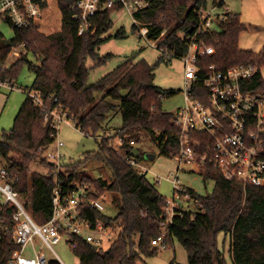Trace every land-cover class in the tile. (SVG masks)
<instances>
[{
    "label": "trees",
    "instance_id": "obj_1",
    "mask_svg": "<svg viewBox=\"0 0 264 264\" xmlns=\"http://www.w3.org/2000/svg\"><path fill=\"white\" fill-rule=\"evenodd\" d=\"M221 3L217 2V5ZM59 6V29L46 33L40 29L37 20H33L28 27H12L14 36L0 44V80L8 79L14 84L17 67L23 62L34 73L30 86L32 93H27L13 126L3 131L0 139V161L4 162L1 166L6 167L13 187L22 195L27 193L24 205L33 219L43 224L52 212L51 198L56 179L52 174L28 173V170L30 163L38 157L39 148L53 141L54 128L50 121H45L46 108L59 105L67 109L73 119H78L77 126L84 134L93 136L98 143L97 152H89L83 159L66 165L70 169L66 173L59 172L63 189L72 188L76 182H86L93 188L89 193L92 197L105 191L114 192L116 197L113 201L118 206L114 218L105 217L93 208L86 210L90 219L118 227L119 232L107 250H95L88 242L78 240L74 252L81 264H144L141 254L156 251L151 240L161 233H165L167 246L176 239L185 247L187 264H226L218 246L221 232L229 235L233 264H264V186H244L206 166L202 175L204 180L214 181L212 192L201 196L187 187L186 191L199 203L197 209H181L169 224L164 221L163 209L167 198L159 193L146 174L139 173L124 158L135 147L129 141L136 144L141 132L156 142L162 154L172 156L178 149L174 113L161 107L163 93L153 84L152 67L144 61L134 64L123 62L87 85L90 67L85 62L88 56L99 58L96 49L102 41L101 33L111 24L107 19L109 13H104L96 21L94 33L78 35V23L72 17L68 0H59ZM205 8L206 0H158L150 8L135 12V16L149 24L148 39H156L163 32L160 44L168 52L162 51L165 57H180L187 52V37L198 30L201 22L199 12ZM225 16L211 30L197 31L198 39L214 47L213 54L198 57L201 73L204 74L209 65L224 70L241 63H253L257 69L247 79L245 88L264 93V79L259 71L264 64V46L258 51L240 48L239 34L247 26L236 12L228 10ZM16 47L23 49L16 57V63L9 69L3 67L9 52ZM27 53H31L34 60H28ZM123 89L128 90L125 95L121 94ZM96 91H104L105 94L96 99ZM31 94H35L42 105H38ZM115 99L119 100L117 105L112 101ZM116 107L122 122L110 138H123L120 150L109 147L108 139L95 137L106 131L108 113ZM90 159L102 160L110 168L109 181L90 176L76 179L75 170ZM40 162L50 168L53 166L44 159ZM13 211L14 208L3 207L0 212V264H5L18 247L11 236ZM48 264L60 263L50 260Z\"/></svg>",
    "mask_w": 264,
    "mask_h": 264
},
{
    "label": "built area",
    "instance_id": "obj_2",
    "mask_svg": "<svg viewBox=\"0 0 264 264\" xmlns=\"http://www.w3.org/2000/svg\"><path fill=\"white\" fill-rule=\"evenodd\" d=\"M156 1L158 0H68V3L72 17L78 23V35L94 33L97 29L96 21L101 19L104 13H109L107 19L111 20L110 14L113 11L126 9L135 22L138 34L147 38L149 24L137 18L135 12L150 8ZM53 2L58 5L59 0H0V24L15 28L28 27L33 20H38L44 15ZM215 8L214 6L209 10H200L201 22L197 31L211 30L216 23L226 18L225 12L229 9L214 13ZM58 9L60 10L59 6ZM197 31L187 37L188 50L180 56L185 63L184 103L173 112V122L178 128V149L172 157L177 161L178 167L172 181L173 195L166 199L163 209L164 221L168 224L173 216L179 215L183 209L180 199L192 200L195 205H199L186 191V187L177 184V175L184 170V166L198 173L209 166L220 171L225 178L235 179L244 186H264V93L248 91L245 88L247 79L257 68L253 63H241L224 70H217L214 65H209L207 71L202 74L197 59L202 55L213 54L214 47L198 39ZM183 34L186 35L185 32ZM162 35L163 32L156 39H147L167 54L166 48L160 44L164 38ZM14 49L8 56L19 55ZM0 87L13 89V83L8 79L0 80ZM31 96L38 105H42V101L35 94ZM71 118L67 109L59 105L46 108L45 121H50L54 128L53 141L39 148L38 157L53 163V166H57L61 158L59 149L63 146L60 140H55L58 126ZM112 134L110 130H106L95 137L99 140L108 139L109 147L120 150L119 145L123 138L116 136L111 139ZM129 143L135 144L132 140ZM124 158L139 173H148L149 169L140 164L137 157L129 154ZM59 172L61 170L55 176L51 215L45 223L38 224L25 207L23 195L9 181L6 167L0 165V212L3 207L14 208L11 215V236L18 246L5 264H48L50 260L59 262L57 259H47L43 252L34 249L35 236L54 253L53 244L62 240H65L72 250L77 247V241L80 239L96 246L97 250H104V238L111 237L107 231L113 227L104 225L101 220L90 219L86 210L93 208L101 212L104 208L103 199L107 197L106 192L92 197L89 193L93 188L80 182L65 191L59 180ZM28 243L32 244L35 257L22 254ZM151 244L165 248V233L153 238Z\"/></svg>",
    "mask_w": 264,
    "mask_h": 264
},
{
    "label": "rangeland",
    "instance_id": "obj_3",
    "mask_svg": "<svg viewBox=\"0 0 264 264\" xmlns=\"http://www.w3.org/2000/svg\"><path fill=\"white\" fill-rule=\"evenodd\" d=\"M214 1L206 0L205 10L215 6L214 13H222L229 9L238 13L241 22L247 26L239 34L238 45L240 48L258 51L264 46V0H216L215 5ZM217 2L222 3L217 5ZM58 6L59 3L57 5V2L51 3L47 12L37 20L42 31L49 33L60 28L61 13ZM110 19L111 24L101 33L102 41L96 49L99 58L88 56L86 59L85 63L90 67L86 84L94 83L123 62L134 64L138 61H144L152 67L153 84L163 93L161 98L162 109L168 112L176 111L184 103V61L177 56L165 57L161 49L152 45L145 36H140L135 28V22L131 14L126 9L113 11L110 14ZM255 26L262 28H253ZM13 36L14 30L12 27L7 24H0V44L10 40ZM14 50L18 53L23 51L22 47H16ZM16 57L17 55L10 54L4 61L3 66L8 69L12 67L16 63ZM100 58L101 60H99ZM27 59L34 60L31 53H27ZM259 71L264 79V64L260 66ZM33 78V71L28 68L26 62H23L17 67V77L14 81L13 89L0 87V139L3 131L9 130L13 126L15 115L30 91ZM127 92V89L121 90L122 95ZM30 93L32 92L30 91ZM104 94V91H96L94 96L99 99ZM112 101L116 105L119 103L117 99ZM121 120L119 108L116 107L108 113L105 121L106 130H110L113 133L116 128L121 126ZM77 122V118H71L61 122L58 126L55 140H60L63 146L59 149L61 158L57 166L50 168L40 162L41 157H37L30 163L28 173L35 171L45 175L52 174L55 178L59 170L63 173L70 170L66 165L83 159L89 152L98 151L97 141L93 136H86L78 128ZM134 145L141 152L138 161L149 169L146 177L155 183L157 190L162 196L170 199L173 195L172 181L177 174V161L170 155L162 154L156 142L145 132L139 134ZM0 163V165H4L3 161H0ZM75 172L77 180L83 176H90L94 179L101 177L109 181L111 177L110 168L102 160L98 159L87 160ZM177 176V184L186 188L189 187L201 196L211 193L214 188L212 179L204 180L202 172L191 171L188 166H184V170L180 171ZM105 192L107 197L103 199L104 208L101 213L105 217L114 218L118 213V206L113 201L116 194L110 191ZM27 199V193L23 194V201ZM180 204L184 210L197 209L192 200L182 198L180 199ZM118 232V227L108 229L107 233H110L111 237L105 236L102 244L104 250L109 248ZM218 246L223 252L226 264H233L229 253L230 238L227 233H219ZM33 247L37 252H43L47 259H57L61 264H81L78 255L69 247L65 240L53 244V250L57 256L52 249L42 244L38 236L34 237ZM33 247L31 243H28L22 254L28 257H35ZM154 247H156L154 253L141 254L142 263L187 264L188 262L185 247L176 239L165 248Z\"/></svg>",
    "mask_w": 264,
    "mask_h": 264
},
{
    "label": "water",
    "instance_id": "obj_4",
    "mask_svg": "<svg viewBox=\"0 0 264 264\" xmlns=\"http://www.w3.org/2000/svg\"><path fill=\"white\" fill-rule=\"evenodd\" d=\"M130 153H131L132 156L137 157V158L140 156V151H139V149L136 148V147H133V148L131 149ZM50 164L53 165V163H50ZM93 248H94L95 250H97V247H96V246H93Z\"/></svg>",
    "mask_w": 264,
    "mask_h": 264
}]
</instances>
